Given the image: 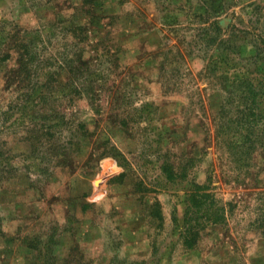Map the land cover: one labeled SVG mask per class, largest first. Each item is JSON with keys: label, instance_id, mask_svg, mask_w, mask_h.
Segmentation results:
<instances>
[{"label": "rangeland", "instance_id": "obj_1", "mask_svg": "<svg viewBox=\"0 0 264 264\" xmlns=\"http://www.w3.org/2000/svg\"><path fill=\"white\" fill-rule=\"evenodd\" d=\"M263 82L264 0H0V264H264Z\"/></svg>", "mask_w": 264, "mask_h": 264}, {"label": "trees", "instance_id": "obj_2", "mask_svg": "<svg viewBox=\"0 0 264 264\" xmlns=\"http://www.w3.org/2000/svg\"><path fill=\"white\" fill-rule=\"evenodd\" d=\"M262 86H264V82L262 83ZM250 90L253 91V89H250ZM244 93H249V90L247 88H244V90L241 93L240 99L243 98V94ZM256 116H259L260 118H264V109L263 110L260 109L257 113L254 112V110H253L252 114H250L248 116L249 120L247 119V120H245L244 122H242L240 124V128L242 127L243 132H245L246 136H248L247 139H253L255 137L254 135L257 134L255 126H258L259 123H257V121L255 120ZM260 135H262V134H258L257 136H260ZM198 188L201 189L200 186L196 187V189H198ZM199 190L196 191V192H193L189 196V205H190V207H189V209H188V211L186 213L185 220H184L185 225H184V227L182 229L183 243L185 245L186 244L187 245H190V244L193 245V243H191L190 239L193 238L194 241L195 240L197 241L199 239L200 233H201V231L203 229V227H202V223H203L202 222V218L199 217V216L192 217V216H190V213L193 210L201 209V207H200L201 206V200L200 199H202V200L208 199V200H213L214 201V198H213V196L211 194L209 195V194L201 193V192H199ZM222 217H223V215H222ZM217 220L218 219H214V220L210 221V224H215Z\"/></svg>", "mask_w": 264, "mask_h": 264}]
</instances>
